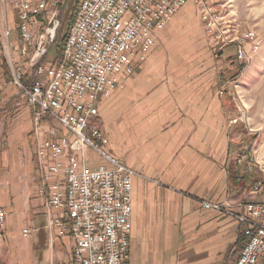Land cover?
Listing matches in <instances>:
<instances>
[{
  "label": "crops",
  "instance_id": "0c3cea01",
  "mask_svg": "<svg viewBox=\"0 0 264 264\" xmlns=\"http://www.w3.org/2000/svg\"><path fill=\"white\" fill-rule=\"evenodd\" d=\"M68 2L62 0L61 7ZM9 7L15 13L8 4L5 20L0 6V43L5 22L11 29L9 49L5 41L0 45L2 54L30 78L33 70L24 61L29 52L17 20L9 25ZM224 7L216 5L223 14ZM211 39L196 0H189L157 34L154 46L146 54L138 51L119 87L96 100L94 123L108 136L106 152L135 172L125 264H234L247 242L236 220L203 207L209 201L240 211V203L264 197L249 193L258 175L236 161L243 150L233 84L244 68L235 44L217 51ZM177 46L182 49L173 50ZM17 95L0 111V210L5 213L0 260L70 264L71 236H49L38 193L31 109ZM101 158L99 166H112ZM89 163L99 167L90 158Z\"/></svg>",
  "mask_w": 264,
  "mask_h": 264
},
{
  "label": "built area",
  "instance_id": "2783aa9c",
  "mask_svg": "<svg viewBox=\"0 0 264 264\" xmlns=\"http://www.w3.org/2000/svg\"><path fill=\"white\" fill-rule=\"evenodd\" d=\"M188 2L79 0L61 57L48 61L62 24V0H0L5 20L7 5L15 10L24 52L31 55L30 78L11 57L10 63L14 83L31 109L38 193L44 199L49 236L51 240L71 236L70 264H125L129 257L135 172L106 152L108 136L94 123L99 116L96 100L119 87L121 75L131 73L138 51L146 54L157 34ZM196 3L214 49L235 44L236 60L241 64L260 51L259 33L252 28L242 30L230 13L218 12L216 5L223 4L214 0ZM2 35L9 49L7 22ZM36 41H43V48H36ZM3 52L0 46V55ZM88 149L112 166L91 167ZM236 161L246 172L258 175L249 193L264 194V168L241 154ZM239 206L236 211L203 201L205 209L227 214L242 226L247 242L234 264H264V201ZM4 226L5 213L0 210V230ZM251 228H258V236H251ZM29 233L24 230L25 236Z\"/></svg>",
  "mask_w": 264,
  "mask_h": 264
},
{
  "label": "rangeland",
  "instance_id": "374dc122",
  "mask_svg": "<svg viewBox=\"0 0 264 264\" xmlns=\"http://www.w3.org/2000/svg\"><path fill=\"white\" fill-rule=\"evenodd\" d=\"M218 2L225 5L224 9L228 10L229 16L237 20L242 30L252 28L259 33L263 40L260 51L241 64L244 71L239 76L237 83L235 82L233 92L238 106L235 122L240 126L237 131L240 136V149L243 150L241 155L245 158L247 156L246 159L252 158L264 168V0H220ZM78 3L79 0H69L68 4L62 7V24L58 30V38L51 46L45 60L54 61L61 57L62 39L74 20ZM7 13L9 25L12 28L17 16L12 12L11 7L8 8ZM181 49L179 46L173 48L176 51ZM30 57V54L25 56L24 61L29 62ZM11 70L8 57L5 54L0 55V74L5 81L0 85L2 88L0 89V111L1 107L7 105L9 98L19 93ZM17 96L22 99L20 95ZM87 156L91 159L92 166H99L102 163L101 156L91 149L87 150ZM263 200L264 197L261 201Z\"/></svg>",
  "mask_w": 264,
  "mask_h": 264
},
{
  "label": "bare ground",
  "instance_id": "6f19581e",
  "mask_svg": "<svg viewBox=\"0 0 264 264\" xmlns=\"http://www.w3.org/2000/svg\"><path fill=\"white\" fill-rule=\"evenodd\" d=\"M43 41H36V48H42ZM251 236H258V228H251ZM239 260V258L237 259Z\"/></svg>",
  "mask_w": 264,
  "mask_h": 264
},
{
  "label": "trees",
  "instance_id": "16d2710c",
  "mask_svg": "<svg viewBox=\"0 0 264 264\" xmlns=\"http://www.w3.org/2000/svg\"><path fill=\"white\" fill-rule=\"evenodd\" d=\"M72 24V23H71ZM71 24H70V26H71ZM70 26H69V28H70ZM69 28H68V30H67V32H66V35H67V33H68V31H69ZM66 35L63 37V39H62V45L64 44V42H65V39H66Z\"/></svg>",
  "mask_w": 264,
  "mask_h": 264
},
{
  "label": "water",
  "instance_id": "95a60500",
  "mask_svg": "<svg viewBox=\"0 0 264 264\" xmlns=\"http://www.w3.org/2000/svg\"><path fill=\"white\" fill-rule=\"evenodd\" d=\"M0 264H2V263H1V260H0Z\"/></svg>",
  "mask_w": 264,
  "mask_h": 264
}]
</instances>
